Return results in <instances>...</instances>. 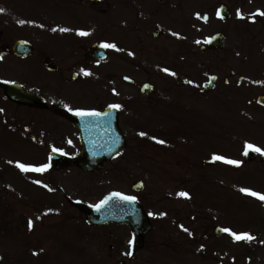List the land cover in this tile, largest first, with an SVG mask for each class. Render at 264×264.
Returning <instances> with one entry per match:
<instances>
[{
	"label": "flooded vegetation",
	"instance_id": "flooded-vegetation-1",
	"mask_svg": "<svg viewBox=\"0 0 264 264\" xmlns=\"http://www.w3.org/2000/svg\"><path fill=\"white\" fill-rule=\"evenodd\" d=\"M184 0H173L174 6L170 5L171 0H98V4H93L91 0H52L51 1V20H52V41L53 45V61L48 67H53L52 90L57 95L58 100L49 103L45 108L39 107V104H18L6 99V104L16 107L17 113L7 111L9 117L15 121L21 118L20 124H17L23 130V138L30 146L28 154L36 157L35 168L44 165V157L50 156L53 152L67 155L71 158L69 167L64 171H55L48 168L45 173L34 171V174L25 173L26 179L31 183H35L37 188L36 218L29 224V229L33 230L29 237L26 238L27 245L23 247L25 263L27 264H50L49 256H46L41 262L37 258L29 256L31 253L37 252L38 249L48 250L47 246H38L36 232L37 227L47 221L60 217L64 212V203L59 202V191H69L64 194L62 199L68 206L70 211V220L82 221L84 216L77 207L76 202L86 201L76 199L73 196L79 195L86 197L90 193H101L104 191L102 186L92 185L97 183L98 174L124 173L129 172L125 163L130 156L138 154L140 146L134 138L135 132L139 131L140 122L147 119L151 125V120L155 121L158 114L164 113V106L169 103L171 98H183L185 103L190 100L194 104L200 101H208L207 105L216 106L218 101L213 95L218 92L219 85L227 87V105L230 110L231 141H234L237 133L248 130L249 128L259 129L262 135L260 142L264 148V104L259 102L264 99V16L260 15L264 12V0H253L255 3H261L257 6V17L252 19L250 15L244 18V21L237 23V26L243 27L245 36L240 38L236 34L237 28L232 27V37L230 42V53L228 54V76L223 75L220 69L215 74L216 88L208 94H201L202 86L205 80L193 79L189 85H184L181 90L174 89L173 85L168 82L163 88L165 89L155 100L150 103L152 110L148 113L138 111V103L131 104L125 102L124 87L138 84L140 58L146 57L155 48V38L157 28H160L157 40L165 37L166 23L174 21L173 15L177 12L178 4H182ZM38 0H21L14 5L19 11L27 9L29 4H34ZM218 2V0H217ZM233 4V8L250 9L247 4L252 0H229ZM10 10V15L0 17V46H5L10 51L11 43L14 42L13 32L16 30L13 25L14 16L17 14L12 11V7L4 4L0 0V8ZM175 9V13L172 12ZM112 13V16L109 14ZM177 19V15H174ZM91 21V22H90ZM69 29L67 32H61L59 29ZM56 29V31H53ZM239 29V28H238ZM83 31L89 35L81 36L78 32ZM98 34L99 38L94 35ZM36 32H31L28 37L32 42L39 40ZM21 39H26L21 37ZM115 44L120 51L110 48L107 59L98 62L91 59L88 51L91 46L97 44ZM178 43H183L179 41ZM154 45V48L153 46ZM141 46V47H140ZM35 53L32 59L35 63L28 65L27 60L19 59L11 56L14 60L13 67L18 69L15 71L16 78L6 80V82L19 84L27 91L42 97V84L37 80H31L28 73L36 72V67L45 64L47 59L46 53H39L35 47ZM156 50V48H155ZM108 51V50H107ZM159 51V49H158ZM42 54L43 58L38 60V56ZM152 57H149V60ZM43 61V62H42ZM46 66V65H45ZM85 72L91 75H85ZM127 73V74H125ZM150 80L156 82L158 75L153 69L150 72ZM129 77L130 82L125 79ZM207 78V77H206ZM10 79V78H9ZM135 91V88H134ZM198 94V95H197ZM67 98V101H64ZM219 98V96H217ZM112 104L122 105V109L116 111L117 120L124 129V121L126 122V140L127 146L125 150L112 160L106 161L102 169L98 172L87 173L79 169L74 163L77 157L80 144L79 133L69 122L71 114L77 110L81 111H105ZM71 109V111L69 110ZM19 112V115L17 116ZM124 116H126L124 118ZM151 116V117H150ZM168 135L166 138H170ZM167 147H171V144ZM59 149V151H54ZM264 150V149H262ZM264 153V152H263ZM33 163V162H32ZM262 183L264 184V164L260 165ZM39 181V183H37ZM262 184V185H263ZM44 185L47 187L44 189ZM43 189L46 194H43ZM51 189V190H49ZM144 211L149 213V221L152 224V230L143 238L140 246L129 244L132 241V233L124 226L118 225V231L110 234L111 244L108 245V237L105 232H97L94 236L98 239V245L93 246L94 254L97 255L99 264L106 263V260L122 258L127 253L132 255L138 253H152L155 248L156 237L154 233L155 219L150 215L152 204V195L146 199L142 195H136ZM169 212H171V204H167ZM64 209V210H63ZM57 212V213H56ZM23 219H27V215H22ZM97 229L98 227H89ZM164 232V231H161ZM28 233V231H27ZM89 236L88 231L80 230ZM194 244L201 248L204 245V238L201 230L197 232ZM172 242V235H167ZM206 237V243L210 241L212 249H218L220 246L226 251H231L235 246V239L231 235H223L219 237ZM42 240V237H40ZM83 248L85 243L91 248V238L84 236L79 239ZM33 244V245H28ZM35 244V245H34ZM59 249V247H56ZM65 249V247H64ZM71 250L70 248H68ZM73 252V250H71ZM134 257V256H133ZM140 257H138V260ZM123 260V259H122ZM51 264H54L53 262ZM128 264V263H126Z\"/></svg>",
	"mask_w": 264,
	"mask_h": 264
},
{
	"label": "rangeland",
	"instance_id": "rangeland-1",
	"mask_svg": "<svg viewBox=\"0 0 264 264\" xmlns=\"http://www.w3.org/2000/svg\"><path fill=\"white\" fill-rule=\"evenodd\" d=\"M212 15H213V11H212ZM196 20V28L197 29H205V32L203 33H198V32H194V31H188L186 34L187 37V45L186 48L188 49L189 54H193L195 56H201V53L199 51L200 45H205L206 40L208 38H210V36H212L215 32V27L218 26V24L221 23H217V22H212L209 24V27H207L206 24L203 23L202 20H198L196 17H191L188 16V21H195ZM193 23V22H192ZM232 24H228V26H230ZM226 24L221 25V27H225L226 29ZM191 27V23L189 24V29ZM229 28V27H228ZM210 56V54H209ZM219 57V56H218ZM40 69V68H39ZM204 70V68H203ZM38 72V70L36 71V73ZM210 71H206L205 73H208ZM225 75H227V72H224ZM163 77V76H162ZM222 88L223 86L221 85V87L219 88V93H215L213 95V97H215L216 99L217 96H221L220 93H222ZM224 89V88H223ZM221 101V100H220ZM4 110L8 111V110H12V113H17L16 110L10 109L8 107H4ZM214 110L216 111L217 114L220 113V124L222 125V128L227 129L228 127V121H227V116H228V110L225 108L223 109V106L220 105L216 106L214 108ZM219 110V112H217ZM222 114V116H221ZM19 115V112L17 114V116ZM227 115V116H225ZM207 118V117H206ZM18 120H21L20 117L18 118ZM220 132V130L218 131ZM204 133L206 134V136H209L210 134H212L213 132L211 131V129H208L207 126H204ZM161 140L160 138H155L154 140H152V143L148 140L143 144V152L147 153V155L145 156H141L139 157V167L137 169V174L136 176L140 177V179H143L145 181L146 184V188H147V193L152 192L153 190H157V199L159 200V202L161 201V205L164 204L163 199H166V197L173 198V203H175V199H182L181 200V205L175 204V206L177 208H181V213H179V210H177V212L179 213L178 219H182L184 220L187 225L190 228H198V223L197 221H203L204 224V228L206 226H208L207 222L210 220V218L212 217V222L214 221V217L212 214L211 209L208 210L207 206H204L203 203L205 202L206 198H210L211 194L213 193L214 195L215 192V188L212 185V182H209L208 184L206 183H199V181H201L202 179H198V180H194V177H199L200 175H198L197 173H195L193 176L190 174H186V173H182L180 168H175L173 169L177 164L176 163H171L168 158H167V153L164 152V144H160L157 141ZM188 144V150L189 152H187L186 154L184 153V151L181 150V144H178V147L180 149V154L184 153L185 157L183 158L182 156L178 157H174L175 159H173L172 161L174 162H178V165L182 166V167H186L188 170L190 169L187 166H190V163L192 161L191 156L196 157V155H194L191 152L195 151V147L193 148V146L190 148V145L192 144L190 141L187 142ZM226 144L224 143L222 144H217L216 147L217 148H222L224 147ZM175 146V145H174ZM177 146V145H176ZM226 148H224L225 150ZM220 152V151H219ZM221 153H228L230 154L229 151H224ZM221 153L215 155V154H210V151H206L205 155H203L204 158H213L214 156H221ZM172 155V154H171ZM187 158V159H186ZM228 159V158H227ZM220 162V166H218L215 169H212L210 171L214 172L213 175L215 177L218 176V181H217V185L219 187L220 193H223V188L225 187H229L231 189L232 194H237L239 195V197L241 196V188H234V185H231L229 182V176H228V180L225 179L224 177H227L226 172H224L225 169H227L228 171L230 170V167L224 168L222 170V167L224 165L225 162L217 160ZM163 169H165L166 171H163ZM247 169L253 170L251 169V167H248ZM135 171V169H134ZM190 171V170H189ZM165 172V173H164ZM222 172V173H221ZM216 173V174H215ZM225 174V175H224ZM205 174H202V177H204ZM217 175V176H216ZM224 175V177H223ZM17 175H14V178H17ZM14 183H12V185L16 186L17 189L21 190L22 193L24 195H26L27 197H29V199L33 200V198L31 196H29V194L27 193V190L25 187H21L22 183L19 182L18 180H13ZM253 182H257L256 184L259 185L258 188H261V184L262 181H257L254 180ZM203 184V185H202ZM194 185H202V190L201 187L198 189L195 188ZM264 185V184H263ZM190 186L193 188L192 192L193 194L190 196V198L184 197V196H180L179 193L181 192H186V190H188L190 188ZM223 187V188H222ZM196 189V190H194ZM6 193H8L11 197L7 196L6 197ZM0 196L2 198H4L7 201H10L11 204L15 207L17 213L16 214H20L25 212L27 214V217H30V219H34V213H37V210H33V211H29L27 209V207L25 208L23 206L22 203H25V199L24 202H22L23 198H19L18 196H16V194L12 191H9V186H5V184L0 183ZM230 195L227 194L226 197H229ZM248 197V196H247ZM246 197V198H247ZM208 199L206 200V203H208ZM232 200H236L235 196L231 197ZM243 199V198H241ZM238 199L234 205H233V215H238L241 216L244 214V209H245V204L243 202V200ZM249 202H252V206H248L249 208H253L255 202L258 201V198H253L251 196V199H246ZM210 201V200H209ZM211 202V201H210ZM249 202H245L246 205H251V203ZM165 205V204H164ZM163 205V206H164ZM163 206L158 207V210L160 212H162ZM203 207V211H200L199 209ZM246 206V209L248 208ZM65 209V210H64ZM64 213L62 215H60V217H55L53 220L51 221H47L49 219H44L43 223L40 224L37 227V231L40 230V234L38 235H42L41 232L42 231H46L47 234L45 238V243L46 245L49 244L50 247H53L52 249H49V260L51 262H54V260L56 259V256L58 257L57 262H59V264H65L68 262L69 259H67V250L71 251V250H75V255H77L76 258H74V253H72V258L75 259L74 264H98L97 259H94L93 257H91L93 255L92 249L93 246L98 245V239L93 240L92 237H90L93 234H96L97 232H101V231H106V236L108 237V245L111 244L109 241L111 239L110 234H112L110 232V230H93V229H89L88 233L89 236H87L86 234L80 233V229L83 227L82 222H76V221H71L70 220V211H68L67 207H64ZM250 210V209H249ZM211 215V216H210ZM217 220V219H216ZM168 220H165V217L162 215V221L158 222V223H165ZM218 224L220 223H225L224 220L221 218L219 220H217ZM227 224V223H225ZM111 229L118 231V228L116 225H112L110 227ZM19 236V235H18ZM44 236V235H43ZM84 236H86L87 238H91V248L88 247L87 249H84V253L81 252L80 250H82V247L80 246L81 243L79 242V239H82ZM161 237V236H160ZM19 240V239H18ZM18 240L10 245V246H15L18 242ZM86 244V243H85ZM5 245L4 241L0 238V247ZM17 245H21V243L19 242ZM61 247L64 246L65 249L62 250H55L53 252L54 247ZM8 246H5V249H0V253L1 255H3V264H9L8 261L12 260L15 257V251L13 250L12 247L7 248ZM63 247V248H64ZM176 246L170 247V248H174ZM68 248H70L71 250H69ZM184 249V248H183ZM94 250V249H93ZM165 249H162L160 252L164 251ZM188 250V251H187ZM195 249H186L184 250V253H181V257L182 259H180V263L179 264H187L185 260H183L184 258L187 260V262H189L190 264H197V254L193 253ZM53 253V254H52ZM180 255V254H179ZM253 256V254L251 255ZM254 256L257 258L258 256H260L261 258L263 257L262 254L260 253H255ZM158 257V255H157ZM256 258H254V260H256ZM72 259V260H73ZM120 259H126L124 257L119 258L116 260V263L120 260ZM258 261L259 258L257 259ZM115 263V264H116Z\"/></svg>",
	"mask_w": 264,
	"mask_h": 264
},
{
	"label": "snow or ice",
	"instance_id": "snow-or-ice-1",
	"mask_svg": "<svg viewBox=\"0 0 264 264\" xmlns=\"http://www.w3.org/2000/svg\"><path fill=\"white\" fill-rule=\"evenodd\" d=\"M4 11L5 10L3 8H0V13H3ZM260 15L264 16V12H261ZM221 18H223V17H221ZM241 18H243V17H241ZM205 19H206V17H205ZM18 23L23 25L24 23H26V21L20 20V21H18ZM28 23H31V22H28ZM40 27H43V25H40ZM59 30L61 32L69 31V29H66V28H61ZM53 31H56V29H53ZM78 34L81 35V36L89 35V33L83 32V31L78 32ZM102 47H104V48H112V49H115L116 51H120V49L117 48V46L115 44H107V43H105V44L102 45ZM0 59H3V57L0 56ZM164 71L165 72H169V74H171L173 76L176 75V73L170 72V70H168V69H164ZM85 75H91V73L85 72ZM189 83H191V82H189ZM145 87H147V85ZM109 107L112 108V109L119 110V109H122L123 106L120 105V104H112ZM69 110L71 111V109H69ZM0 111H2V109H0ZM74 114L77 115V116H80L81 118H84V117H100L102 115H111L110 113L102 114V113L96 112V111H81V110H77ZM140 135L141 136H145L147 134L144 133V132H141ZM153 139H155V137H153ZM157 142L160 143V144H164L165 143V141H163V140H158ZM248 150H252V151L258 152V153L264 152V150L260 149L259 147L254 146L252 144H247L246 143V150H245V153H244L245 155H248ZM54 151H59V149H54ZM214 160H220V161H223V162H225L227 164H232V165H237V166H239L240 163H241L240 161L227 159V158H225L223 156H214ZM18 167L22 171H25V172H27V171L42 172V171L47 170L50 167V165L46 164V165H43L40 168H32V167L26 166L24 164H19ZM37 183H39V181H37ZM44 186L47 187V185H44ZM49 190H51V189H49ZM240 191L241 192H245V193H247V194H249V195H251L253 197H257L260 200H264V194H260V193L254 192V191H251L249 189H240ZM179 195L184 196V197H188V193H186V192H181V193H179ZM112 197H117L120 200L132 202V203H135L136 200H137V197H135V196H127V195H124V194H121V193L117 192V193H113L111 197L106 198L104 201H101L100 204L95 205V208L97 210H100L104 205H106L108 203V201L110 199H112ZM188 198H190V197H188ZM150 215H151V213H150ZM181 227H183V226H181ZM184 231L187 232L188 229L185 228ZM223 231L229 232L234 237V239L236 241H241V240L250 241V240L254 239V237H252L250 234H247V233L238 235V234L232 232L230 229H227V228L223 229ZM129 244L130 245L133 244V241H129ZM131 254H132L131 252L127 253V255H131Z\"/></svg>",
	"mask_w": 264,
	"mask_h": 264
},
{
	"label": "water",
	"instance_id": "water-1",
	"mask_svg": "<svg viewBox=\"0 0 264 264\" xmlns=\"http://www.w3.org/2000/svg\"><path fill=\"white\" fill-rule=\"evenodd\" d=\"M218 42H219V38L217 37V38H215V40L212 43V45L215 47V46H217ZM98 163H101V160L98 161ZM99 211L100 210L91 212V210H89V211L87 210V213L89 214V218L93 222H95V223H99L100 222L101 223V222H105V221H108V220H116V218L112 217V215L115 214L114 212H108L107 210H104L103 212H99ZM123 218H126V217L124 216ZM134 224H135V222H134Z\"/></svg>",
	"mask_w": 264,
	"mask_h": 264
}]
</instances>
